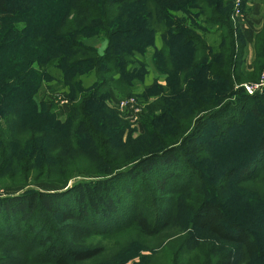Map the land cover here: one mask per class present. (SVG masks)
Instances as JSON below:
<instances>
[{
    "label": "trees",
    "instance_id": "16d2710c",
    "mask_svg": "<svg viewBox=\"0 0 264 264\" xmlns=\"http://www.w3.org/2000/svg\"><path fill=\"white\" fill-rule=\"evenodd\" d=\"M223 4L224 0H0V14L10 15L0 26V177L8 179V187H26L0 196L2 237L17 239L23 222L32 229L40 210L113 235L133 228L141 238L154 239L167 230L168 224L157 225L132 205L133 188L122 178L134 169L147 174L174 161L179 152H205L197 130L206 119L230 108L216 107L221 94L213 89L222 79L231 87L229 70L238 54ZM195 18L205 24L223 23L227 29L216 50L191 33ZM96 36L106 40L102 52L85 42ZM149 48L154 68L173 74L164 97L158 96L148 109L155 111L164 101L165 106L160 114L149 116L142 135L122 141L126 124L107 104L109 89L131 93L134 81L144 75ZM224 51L227 71L217 76L218 69L208 59ZM88 72L94 81L85 86L81 76ZM51 82L67 89L71 104L63 119L33 102L43 84ZM250 109L264 120V113ZM255 149L257 156H264V125ZM129 163L133 165L125 166ZM259 163L260 158L254 167ZM234 171L229 167L226 176ZM99 173L105 176L74 180L65 189L32 187L40 182L65 185L77 175ZM155 182L158 191L170 189L164 180ZM174 189L186 195L185 189ZM193 191L190 230L160 239L145 247L148 252L135 247L124 255L103 244L70 249L43 232L37 245L45 257L33 254L32 259L38 264H120L135 256L133 264H234L230 248L221 246L231 243L243 249L249 264H264V248L249 235L244 220L231 218L220 202ZM256 205L251 209L264 221V207ZM194 231L207 238H196ZM0 259V264L13 261L12 256Z\"/></svg>",
    "mask_w": 264,
    "mask_h": 264
},
{
    "label": "rangeland",
    "instance_id": "374dc122",
    "mask_svg": "<svg viewBox=\"0 0 264 264\" xmlns=\"http://www.w3.org/2000/svg\"><path fill=\"white\" fill-rule=\"evenodd\" d=\"M223 8L229 11L233 26V45L238 54L233 56L235 66L229 70L233 77L231 87L222 79L214 83L213 89V93L221 94L220 102L216 107L223 108L229 104L230 108L223 110L218 116L206 119L197 130L196 137L206 147L205 152L199 156L179 152L174 161L160 164L147 174L134 169L131 176L126 175L122 178L133 188L129 197L133 202L132 205L134 207L137 205L147 218L155 219L157 225L168 224L167 230L162 231L163 234L158 238L155 237L157 239H143L133 231V228H128L120 235H113L111 232H96L94 226L84 221H65L63 218L51 216L40 210L34 214L36 223H33L32 229L28 228L25 222L22 223L17 239L9 240L0 235V256L4 258L12 256L10 260H13L6 264H38L32 256L35 254L45 257L40 251L41 247L37 245L40 233L43 232L51 234L59 244L70 249L103 244L119 253L125 251L124 255L130 254L135 247L143 248L141 249L143 253L148 252L144 250L145 247L158 243L160 239L190 230L189 198L196 195L193 190L203 192L206 198L220 202L228 210L227 213L231 218L239 216L244 220L249 235L264 248V221L251 209L252 204L264 207V156H257L255 149L258 131L264 125V120L254 116L250 109L255 107L261 115L264 113V0H224ZM8 18L10 15L0 14V26ZM222 24H205L202 19L195 18L191 24V33L197 37L201 36L211 45L212 50H216L220 38L227 32ZM85 42L95 46L99 52L103 51L106 44V40L99 36L90 37ZM151 52L152 48H149L145 53L144 75L140 80L134 81L130 94L120 95L113 88L109 89L107 104L126 124L123 127L125 133L122 141L128 137L135 139L142 135L147 121L151 122L148 120L149 116L160 114L165 106L164 101L157 105L158 109L155 111L148 109L154 99L158 96L164 97L163 89L173 74L157 71L149 58ZM213 57H209L208 60L214 62L218 69L217 76L225 73L227 51L218 58ZM81 79L85 86H89L94 81V75L88 72L83 74ZM46 84H43L40 91L35 94L33 102L38 109L42 107L63 119L71 104L67 97V89L53 82ZM196 85V83L190 85V89H194ZM246 96L249 98L245 99ZM258 158L262 163L255 168ZM132 163L125 166H132ZM232 166L235 167V171L227 177L226 171ZM245 169L251 170L242 174ZM103 174H80L69 179L68 183L90 177H103L105 176ZM132 176H135V179ZM156 180L157 182L164 180L170 189L158 191ZM8 183V179L0 177V196L16 194L26 188H11L8 187ZM68 183L62 185L40 182L32 187L55 191L65 188ZM187 184L191 188L185 189ZM175 187L185 189L186 195L177 193ZM226 204L228 207H225ZM0 221H2L1 217ZM6 224L9 225L10 222ZM192 234L196 238H207L202 232L194 231ZM221 246L230 248L234 264H249L243 249L239 246L231 243ZM136 261L137 258L134 256L120 264H133ZM71 264H89V262Z\"/></svg>",
    "mask_w": 264,
    "mask_h": 264
},
{
    "label": "water",
    "instance_id": "95a60500",
    "mask_svg": "<svg viewBox=\"0 0 264 264\" xmlns=\"http://www.w3.org/2000/svg\"><path fill=\"white\" fill-rule=\"evenodd\" d=\"M69 185H70V183H68V185H66L65 188L68 187ZM65 188H63V189H65Z\"/></svg>",
    "mask_w": 264,
    "mask_h": 264
}]
</instances>
